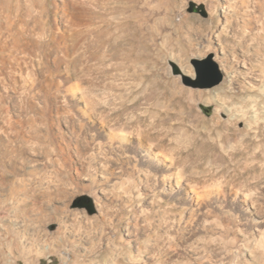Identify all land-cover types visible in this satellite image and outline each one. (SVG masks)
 <instances>
[{
	"label": "rangeland",
	"instance_id": "rangeland-1",
	"mask_svg": "<svg viewBox=\"0 0 264 264\" xmlns=\"http://www.w3.org/2000/svg\"><path fill=\"white\" fill-rule=\"evenodd\" d=\"M91 11L92 108L0 85V264H264V0Z\"/></svg>",
	"mask_w": 264,
	"mask_h": 264
},
{
	"label": "bare ground",
	"instance_id": "bare-ground-1",
	"mask_svg": "<svg viewBox=\"0 0 264 264\" xmlns=\"http://www.w3.org/2000/svg\"><path fill=\"white\" fill-rule=\"evenodd\" d=\"M97 4L99 0H14L13 4L10 0L0 6L6 21L0 26L1 87L15 92L31 111L40 109L41 103L56 101L54 93L61 95L67 109L82 112L83 108H92L90 94L96 85L87 78L84 60L90 48L79 43L84 30L93 32L90 27L97 21L91 10ZM49 12L54 26L47 24ZM23 94L26 99L21 98ZM115 136L125 139L121 132ZM156 151L152 147L149 152ZM114 164L115 169L123 171L118 160ZM163 182L170 188L179 183L177 177ZM188 190L185 188L186 193Z\"/></svg>",
	"mask_w": 264,
	"mask_h": 264
},
{
	"label": "water",
	"instance_id": "water-1",
	"mask_svg": "<svg viewBox=\"0 0 264 264\" xmlns=\"http://www.w3.org/2000/svg\"><path fill=\"white\" fill-rule=\"evenodd\" d=\"M206 63H209V67H208L210 72L209 77H207V75L204 74L202 65L195 64L196 71L198 74L197 82L200 83L199 88L202 89H210L219 85L223 78L222 74L218 71L217 66L214 63H212L210 59ZM186 82L189 83L190 81L186 79Z\"/></svg>",
	"mask_w": 264,
	"mask_h": 264
}]
</instances>
